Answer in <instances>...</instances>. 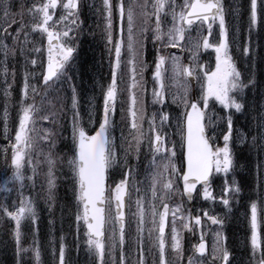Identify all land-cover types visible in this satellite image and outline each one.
Masks as SVG:
<instances>
[{
  "label": "snow or ice",
  "instance_id": "snow-or-ice-1",
  "mask_svg": "<svg viewBox=\"0 0 264 264\" xmlns=\"http://www.w3.org/2000/svg\"><path fill=\"white\" fill-rule=\"evenodd\" d=\"M12 0H0V77L5 85L4 95H11L15 84L16 72L9 69L10 60L17 52L24 56L27 46L32 44L30 36L39 34L46 38V60L40 61L42 71L39 76L25 70L22 73L21 101L18 113V125L12 142L0 149V160L4 171L10 172L0 186L5 195L0 201V219L14 222L12 239L14 244L15 264H24L23 256L32 253L35 264H41L43 245L39 239L37 205L31 196H26L25 189L34 185L38 163L32 159L35 149L34 133L38 121H49L55 125L57 114H41L43 107L37 106L35 98L40 89H49L65 80L69 81L71 90V148L67 157L55 154V133L44 129L41 139L49 144V151L44 155L43 164L47 168L48 211L53 213L57 207L55 190L56 171L66 167L71 182L73 204L76 209V235L79 241V225L86 226V251L94 258L95 264H170L166 249L174 253L176 264H184L185 255L180 230L196 235L199 230V242L192 245V255L186 258L187 264H202L197 258L210 259V264H232L233 253L230 251L228 237L223 231L225 216L210 215L201 210L202 215L192 216L183 203L170 205L172 195L179 191L176 187L182 182L181 195L188 201L200 197L211 204H219L227 212L237 202L241 186L235 179L238 167L234 148L247 145L249 139L253 147H258L264 155V116L260 117L255 133L234 130V113L247 111V94L252 90H264V72L257 76L255 59L260 57L259 43L254 41V33L264 29V0H249L247 39L241 49L236 36L238 29L230 26L226 20L223 0H143L135 7L126 9L125 0H103L105 48L110 66V83L101 85V104L99 115L96 114L95 97L89 99L87 120L80 114V97L77 86L71 83L68 72L78 55L76 39L82 30V0H34L27 9L25 20L23 6L21 11H12ZM136 8L143 17L140 37L136 38ZM114 10L117 27L114 28ZM239 11L238 9L236 10ZM162 17L168 21L165 31ZM125 22L127 24V42L125 40ZM154 25V26H153ZM15 26V27H14ZM115 33V35H114ZM151 33L153 44L159 43L162 49H180L190 54L188 63L175 54H157L153 60V83L151 90L152 104L158 105V112L149 116L143 97L146 92L144 73L149 65L146 60L147 40ZM190 41V43H189ZM233 48L242 52L250 61L251 67L242 74L233 57ZM41 47L33 46L30 51L39 55ZM214 53V68L201 61L202 53ZM130 56L124 60L123 54ZM264 63V57H260ZM37 59L25 58V64L33 68ZM125 67L129 68L131 81L129 106L123 108L125 100L118 84V76L123 77ZM170 73V76H169ZM39 79L40 84L33 83ZM171 79L177 89L172 93L171 103L178 104L183 111L175 125L179 132V144L170 139L165 131L169 123L167 80ZM193 83L198 94L192 90ZM31 101V102H29ZM118 104L121 105V121L125 115L130 120L129 136L121 131L120 141L127 147L118 145L114 135ZM217 104L227 110L223 117L224 128L217 135V123L213 122L214 112L210 111ZM234 110V112H233ZM7 108L4 110V133L8 139ZM147 125V128H145ZM222 139V146L220 140ZM151 155L155 171L151 174L148 187L142 189L135 177L138 174L142 148ZM118 148L120 151L118 152ZM179 153V156H178ZM157 157L163 163L156 164ZM179 158L180 163L176 161ZM135 161V163H132ZM31 175H28V172ZM118 180L113 179L115 173ZM217 175L223 177L218 191L213 188ZM259 194H253L248 204L249 236L246 244L249 248L250 264H264V160L256 165ZM231 177V182H229ZM200 186L199 190L197 186ZM15 192L17 199L8 203L10 194ZM136 193L135 208L132 214L136 219V259L130 258L125 251L126 244V201ZM171 216L170 238L166 241L165 230ZM218 230L213 234L211 251L205 239L204 219ZM50 220L49 224L54 225ZM149 223L147 237L149 249L155 255L145 254V224ZM22 226L34 227V239L30 247H23L25 232ZM153 233L155 234L153 236ZM47 251L55 264H72L69 253L72 249L65 243V237H56L50 233ZM78 247V244H77ZM207 254V255H206Z\"/></svg>",
  "mask_w": 264,
  "mask_h": 264
},
{
  "label": "rangeland",
  "instance_id": "rangeland-1",
  "mask_svg": "<svg viewBox=\"0 0 264 264\" xmlns=\"http://www.w3.org/2000/svg\"><path fill=\"white\" fill-rule=\"evenodd\" d=\"M97 1V0H96ZM34 2V0H32L31 2V5L32 3ZM143 0H125V7L127 9V7L129 5H132L133 7H135L137 4L139 3H142ZM176 2L179 4L181 2V0H176ZM116 3V0H114V5ZM248 4H249V0H233L231 3L228 2V0H225V6L227 7V12H228V17H227V22L230 26H234V29H238V31L236 32V36L239 40V42L241 43L242 42V34H243V30H244V21L248 20ZM92 7L94 6L95 9L94 11L97 12V13H103L102 15V20H105L104 19V9H103V0H99V4H94V5H91ZM239 10L238 12L236 10ZM136 12H137V16H136V38L139 37L140 35V28L143 27L142 25V19H141V14H140V10L139 8H136ZM101 13V14H102ZM116 14V13H115ZM231 17V19H230ZM29 19V17H28ZM162 25L165 29V31L167 30V27L169 26V23L167 20H165L163 17H162ZM154 26V25H153ZM117 27V22H116V18H115V23H114V28ZM127 24L125 22V40L127 42ZM115 35V33H114ZM151 35V34H149ZM37 34H33L30 36V40L33 41V46L37 44H34L35 42V39L37 38ZM190 43V41H189ZM243 43V42H242ZM245 43V42H244ZM244 44H242L243 46ZM41 47V45L39 46ZM42 48V47H41ZM157 49H161V53L160 54H175L177 56H182L184 59L183 61L188 63V60H189V57H190V54L186 51H182L180 49H162V46L159 44V43H156V44H153L152 42V37L150 36V39H149V54H148V57L150 59V62L152 63V72L150 74V78H151V82H153V60L157 54ZM43 54V56H42ZM98 57L99 55L97 54L96 55V58L94 60H98ZM0 58H2V53H0ZM124 60H128L130 58L129 54L127 52H125L123 54V57H122ZM32 59H37L38 63L37 65L33 68V66L29 65V68L25 67V70H28L29 72H33L35 73L36 75L38 74V68H39V64H40V61L41 60H46V55L45 53L43 52L42 50V53H40L39 55L33 53V58ZM201 61L202 62H206L209 64L210 67L214 68V53L211 52V50H209V52H206V53H202L201 55ZM97 62V61H95ZM105 68H104V72L101 73L100 75V80H97L95 81H92V87L88 85H82L81 87V95H80V105L79 107H81L83 110H82V115L81 117L83 118V120H87V112L89 111V99L91 97H95V104H96V114L98 112V108L101 104V83L103 84V86H107L108 83H110V66H109V62H108V56L106 57V60H105ZM75 66V63L73 64V67ZM72 67V69H73ZM97 68L100 69V71L103 70L102 66L99 64V62H97ZM98 69H94V71L90 72V77L91 78H94L96 77L94 75V72H99ZM80 73V71H79ZM69 76L71 75H75L76 74V70H69L68 72ZM169 76H170V73H169ZM99 77V76H97ZM20 78V81H22V77H19ZM119 78V76H118ZM101 81V82H100ZM109 81V82H108ZM37 80L33 81V83H36ZM130 79H129V68L128 67H125V70H124V75L122 77V80L120 79V81L118 82L119 84V87H121V91L124 92V93H127L128 95V98H129V95H130V91H129V87H130ZM166 83L169 85V90H168V106L165 107L166 111L170 113V116H171V119H170V124L172 125L171 127H167L165 129L166 132H168L170 134V139L172 140H175L177 142V144H179V132L178 130L176 129L175 125L177 123V119L181 116V113L183 111L182 107L179 106L178 104H172L171 103V97H172V93L173 92H176L177 89L175 88V86L173 85V81L171 79L167 80ZM22 84V83H21ZM75 84V83H74ZM21 88H22V85H21ZM83 89L86 90V92H83ZM196 94H198V88L196 86ZM84 98H86V100H84ZM127 98V103H126V106L124 108L127 109L128 106H129V99ZM21 101V100H20ZM19 101V103H20ZM87 104H88V109H87ZM172 105H174L175 107L173 108ZM158 105H156V108L158 109ZM164 109V110H165ZM210 111L211 112H214L215 113V116H213V122L214 123H217V135H218V138H219V132L220 130H223L224 128V123H223V120H219L217 121L216 117H223L227 110H222L221 106H219L218 104L213 108L210 104ZM127 112V110H125V113ZM156 112H158L156 110ZM18 113H19V110L17 111V123H18ZM43 115V112L41 113ZM81 114V113H80ZM42 122H46V121H42ZM43 124V123H42ZM42 124H41V127L39 129L42 128ZM71 124V122H70ZM120 126L115 130V133L114 135L116 136L117 138V143L121 145V147H127V144L126 143H123L120 141V135H121V131H123V134L125 137H128L130 139V136H129V128H130V120L127 118V115H125V119L123 121H121V116H120ZM18 125V124H17ZM17 125H15V128H14V132L16 130V127ZM37 128V127H36ZM145 128H147V126H145ZM38 129V128H37ZM37 136H40V131H37L36 133H34V137L36 139ZM70 139H71V127H70ZM40 143H41V140H40ZM222 146V144H221ZM145 149H146V146H145ZM147 150V149H146ZM120 151V150H119ZM118 151V152H119ZM44 153H42V157H40V153L38 152V149L36 148V151H35V155H32V159L34 162H37L38 163V167H37V172L39 171V177L36 176V179H35V183L33 186H31L30 188H26L25 189V195L26 196H31L36 205H37V212L39 214V218H38V221H37V226L39 228V236L38 237H35L36 239H39L43 245V248H42V251H41V264H55V260L54 258L52 257V255L47 251V248H48V239L50 238V233H52V230H51V225L49 224V221L51 220V217H52V213L50 214L49 211H48V201H46L43 205H41V202H40V199H39V196H42L44 198L47 199V183H46V172L47 170H44L42 171L41 173V164H43V159H44ZM148 154H145V156H147ZM151 155L147 156V157H150ZM178 156H179V153H178ZM40 157V158H39ZM39 158V159H38ZM152 159V158H151ZM237 161V159H236ZM163 163V160L160 158V157H157V160H156V164H161ZM180 163V160L179 158L177 159V164ZM246 164V163H245ZM248 166V164H246ZM238 167H240V164H238ZM237 167V168H238ZM139 171H138V174L136 175L135 179L140 182V187L142 189H146L150 183V179H151V174L153 171H155V166L151 163V161L144 167V168H139ZM244 168H242V172L243 173H247L245 170H243ZM253 176L251 177V181L247 184V188L248 190L251 192V194L249 195V197H247L245 199V196H243V200L245 199L246 201H250V198H253V194H259V191H260V188L258 187V179H257V175H256V171H253ZM238 172L235 173V179L236 181L239 182L240 186L242 187V184L240 182V180L238 179ZM28 175H31V172L29 171L28 172ZM62 174H59L56 172V177L57 176H61ZM8 176V174H2L0 176V182L4 181V179ZM116 179H119L120 178V174L117 172L113 175ZM240 178L242 180V182L244 184H246L248 182V180L246 178H244L242 175H240ZM231 177H229V182H231ZM247 180V181H246ZM56 183H57V180H56ZM223 183V177L221 175H218L216 177V182L213 184V188L216 189L218 191L219 189V186L222 185ZM3 183H0V186H2ZM58 184V183H57ZM181 182H178L176 187L179 189V191L175 192L172 197H174L175 199L173 200L174 201V204L173 206H175L176 204L180 203V199L182 198V196L180 195V192H181ZM64 190L67 194H69L71 191H72V186H71V182L69 180V183L67 184V182L65 181L64 183H62L61 185ZM2 193V192H0ZM39 193L41 195H39ZM134 193L135 195H132L131 196V200L129 201L128 203V217H127V221H126V224H127V228H126V241H129L127 244H126V247H125V251L129 254L130 258L135 260L136 257L135 255H132V253H134L136 251V248H135V239H136V219L135 217L132 215L135 211H136V208H135V203L134 201L136 200V193L135 192H132ZM55 196H56V190H55ZM15 197L16 195L14 193H11L10 194V198L12 200H15ZM62 197V195H59L58 196V200H60ZM198 202H197V205L196 206H191L189 209L191 210V213H193L194 215H202V212L201 210H207L209 211V214L211 215H220V216H225V228L223 229V231L225 232V234L227 233V224H226V221L231 218V213H232V210L234 209V207H232L231 211L230 212H227V210H225L222 206H220L218 203L213 205L211 204L210 202H207V201H203L200 197H197ZM11 204V203H10ZM234 210H236V214H237V222L240 224V229L239 230H236L234 232V235L235 237H241V241L242 243L240 244V249H238L240 251V255L238 256V259L235 261L236 263L235 264H250V254H249V248L246 244V241H247V238L249 236V229H250V224H249V220H248V210H245L241 207H236ZM76 211V210H75ZM53 212H55V209L53 210ZM245 218H247L245 220ZM171 222V220H170ZM12 229H11V239H12V230L14 228V222H12ZM74 223H75V215H74ZM30 226H22V229L23 228H26L28 229ZM151 225L149 223H146L145 224V237L147 236V229L150 228ZM176 227L178 230H180V221L177 220V223H176ZM169 228H171V225L169 224ZM218 230L217 226H211L209 223H206L204 222V232L206 234L207 237L210 238L211 240V246H212V241H213V234ZM48 231V232H47ZM76 235V223H75V233H74V237ZM155 234L153 233V236ZM198 235H199V232L197 231L196 235H192L191 233L187 232V252L185 253V261H184V264L187 263V260L186 258L188 256H191L192 255V250L190 249V246L192 245V240H197L198 239ZM61 235H56V237H59ZM1 238H4L5 242H8L10 237L5 233L4 229L2 228V226L0 225V239ZM34 239V236L33 235H27L25 234V237L23 239V247L25 248H28L31 246L32 244V241ZM86 239H87V236H86V231H85V228L83 227V224L80 223L79 225V241L77 242L74 238H73V245H74V249L76 250L77 254L74 255V260L77 257H79V254L83 253L84 255H81L82 258H81V261L85 264V262H89V264H95V261H94V258L90 257L88 254H87V251H86ZM166 241L169 243L171 241V238L170 236L168 238H166ZM12 242H13V239H12ZM12 242H11V245H12ZM77 244H78V247H77ZM238 250H236L238 252ZM210 251H211V248H210ZM42 252L45 254L43 256ZM49 254V255H48ZM145 254L147 257H150L147 253V247H145ZM12 258L13 260H15V256H14V244L12 246ZM198 259H200L202 261V264H205V263H209L210 264V259H204V258H199L197 256ZM23 259H24V264H35V260H34V257H33V254L32 253H26L24 254L23 256ZM9 261H12L11 259L7 260V259H2L0 264H10ZM170 264H176V262H174L173 260L172 261H169ZM15 264V263H14Z\"/></svg>",
  "mask_w": 264,
  "mask_h": 264
},
{
  "label": "trees",
  "instance_id": "trees-1",
  "mask_svg": "<svg viewBox=\"0 0 264 264\" xmlns=\"http://www.w3.org/2000/svg\"><path fill=\"white\" fill-rule=\"evenodd\" d=\"M258 66H257V68H256V73H257V76L259 77V75H260V73L261 72H264V63H261V62H259L258 64H257ZM245 68H246V66H245ZM247 69V68H246ZM248 72V69L246 70V73ZM53 97H51V98H49V101L50 102H52V103H54L53 102ZM253 155H254V157L257 159L258 158V156H257V154L255 153V152H253Z\"/></svg>",
  "mask_w": 264,
  "mask_h": 264
}]
</instances>
